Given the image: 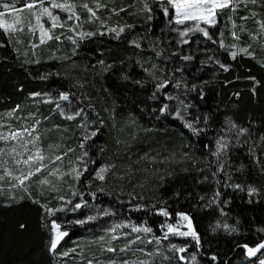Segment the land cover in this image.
I'll use <instances>...</instances> for the list:
<instances>
[{"label":"trees","instance_id":"obj_1","mask_svg":"<svg viewBox=\"0 0 264 264\" xmlns=\"http://www.w3.org/2000/svg\"><path fill=\"white\" fill-rule=\"evenodd\" d=\"M161 2L64 0L71 19H48L53 38L41 43L37 17L51 0H0V21L18 13L21 30L0 28V133L34 129L28 140L44 157L20 184L4 170L27 174L16 163L27 156L0 138V264L264 260L243 249L264 242V0L219 10L215 25L200 24L208 37L188 31L192 21L177 25ZM182 214L199 243L180 234ZM53 224L67 233L54 252Z\"/></svg>","mask_w":264,"mask_h":264},{"label":"snow or ice","instance_id":"obj_2","mask_svg":"<svg viewBox=\"0 0 264 264\" xmlns=\"http://www.w3.org/2000/svg\"><path fill=\"white\" fill-rule=\"evenodd\" d=\"M155 2V0H154ZM236 2H239V0H166V5L161 2V6L163 8V12L165 16H169L170 14V9L174 10V12L172 13L173 16V21L177 24V25H182L185 22L188 21H192L194 22V27L191 29H188V31H193V30H198L200 32H202L204 34L205 37L209 36L208 31L205 28H201L200 24L203 23L205 25H214L216 23V17L220 14L218 12L219 10H223L225 8H229L230 10H235V6H236ZM243 2H250V3H257V0H243ZM41 5L43 4V0H40ZM34 4H28L27 7L28 8H32L34 7ZM51 8H60L61 10L64 11H69L70 7L69 5L66 4H62V3H57L56 0H51ZM5 8L8 7V5H4ZM85 8H88V6L85 4L84 5ZM146 9L148 11H150V7L146 4L145 5ZM88 11L94 16L95 12L92 9H88ZM41 14H46L52 21V25L53 27H55L57 25V21L59 20V17L53 15V13L50 11V9L48 7H42V11ZM3 13H0V16H2ZM69 19H71V15L69 16ZM78 19V18H77ZM243 19H247V17H244ZM172 22V21H170ZM37 23H39V17H37ZM262 28H264V24L261 25ZM0 28H3L5 32L9 31L12 28V25H5V23L3 21H0ZM41 31L44 35H47V32L43 29V27L41 28ZM109 31L111 32H115L116 36L118 37L120 32L123 31V29H120L119 31H117L116 29H109ZM88 35H92L91 33H89ZM181 35H187V31H184L181 33ZM84 34L81 33V37H83ZM233 36L235 37V33H233ZM49 39H52V36H48ZM210 38V37H209ZM56 39H59V37H56ZM75 43V41H74ZM185 43H187V41H185ZM138 46V45H137ZM241 51H247L246 49H241ZM232 57L235 58V56L237 55L236 52H232L231 53ZM183 59L188 60L191 59V57H184ZM101 64H103V61L100 62ZM110 67V66H109ZM127 78V77H125ZM136 83H139V81H137ZM166 87V83H162L160 85H158V88H163ZM176 87H179V84L176 85ZM61 99L67 100L68 96L67 95H62ZM169 99H172V97H169ZM181 103H183L181 101ZM168 108V105H164V107L161 109V112L163 113L164 111H166ZM12 113H9V115H11ZM177 116H179V112L176 113ZM69 120L73 119V116H68L67 117ZM186 126L189 129H192L194 132H197L199 130L197 129H193V125L191 123H186ZM25 132H27L28 135H31V131L25 129ZM245 132H247L246 129H241L240 130V134H244ZM23 135V133L17 131V132H11L9 136H4L2 133H0V138L4 139L5 141H7L8 139H13L16 140L18 138H21ZM92 135H96L95 132L92 133ZM36 139H39V137H36ZM262 139H264V137H262ZM34 143V141H33ZM217 155H219L220 151L224 150L226 148V144L222 143V142H218L217 144ZM11 151L15 152V149H12ZM4 155V149H0V156ZM44 157L41 155L40 151L37 149V151L32 154L29 155L27 157V159L24 160H17L16 163L20 164L23 163L25 165H29L31 162L37 161V160H43ZM56 159H60V157H57ZM41 170V168L39 166H37L34 171L33 170H29L27 172V174H22L21 176H15L14 172L8 170L7 168L4 170L6 175H8L9 177H12L16 180L19 181L20 184L24 183V180L28 179L29 177H31L32 175H34L35 173H38ZM58 169L55 171H52L50 174L51 175H56ZM73 172H76V179H79V176L81 175V173L79 171H77L76 169L72 170ZM104 171H106V169H101V173H103ZM101 173H97V178L103 180L104 176ZM0 179H3L2 176H0ZM40 183L42 184H47L48 181L46 179L41 180ZM236 187H239V185H236ZM256 190L255 189H249V195H252ZM36 203H38V201H34ZM43 207V206H42ZM76 208L81 207L80 204L75 205ZM48 211H52V210H48ZM161 214L167 216L168 213L164 210H161ZM181 218L185 221H188V227H189V232H184V233H180L181 235H189L191 234L196 240L197 243H199V238L196 235V233L192 230L191 228V221L189 219V217L187 215H181ZM94 219V218H93ZM80 223H83V221H80ZM126 226V225H125ZM58 225L53 224V229L57 230V235L56 238L54 240H52L51 245H50V251H55L57 244L59 243V240L63 237L66 236L67 233L66 232H59L58 231ZM121 225H116L114 226L112 229H110V231L115 232L117 228H120ZM227 228V226H225ZM132 232H150L151 229L149 228H139V227H132L131 229ZM168 231L172 232L174 231L173 227L171 225L168 226ZM119 237L116 235H113L111 237L112 240L118 239ZM136 239H139V237H137ZM136 239L132 240L129 242V245L127 248H121L120 251L121 252H126L128 250V248H130L132 243L136 242ZM100 240H104V237H100ZM261 248H264V243L260 244L257 248L253 249V248H249L248 249V254L249 255H255L256 252H258ZM104 251L109 252V253H115L116 252V248L114 247H106L104 249ZM179 251H184V249H180ZM213 259H215V257H213ZM89 264H92V261H89ZM97 264H118V261L115 259H109L107 261H98ZM119 264H135V262L129 261V260H121L119 261ZM141 264H144V262H141ZM260 264H264V260H261Z\"/></svg>","mask_w":264,"mask_h":264},{"label":"rangeland","instance_id":"obj_3","mask_svg":"<svg viewBox=\"0 0 264 264\" xmlns=\"http://www.w3.org/2000/svg\"><path fill=\"white\" fill-rule=\"evenodd\" d=\"M160 1H166V0H160ZM57 3H64V0H58V1H56ZM51 5V4H50ZM50 5H47V6H45V7H48L49 9H50V11L53 13V15H55V16H57V17H59V20L57 21V24L59 25V24H62V23H64L66 20H69V17H65L64 15L66 14L63 10H61L60 8H51V6ZM42 11V10H41ZM61 11H63V13H60ZM218 11H219V9H218ZM20 14H18V13H15V14H13L12 15V20L10 21V24L9 25H12V28L9 30V32H12V33H16L17 31H21L20 29H19V27H18V23H19V20H18V17H20L19 16ZM48 19H49V21H50V23H52V21H51V19L46 15V14H43V15H41L40 17H39V23H37V28L36 29H38V31L40 32V38H41V43H43L45 40H48L49 38H48V36H50V33H49V30H47L46 28H45V24H47V21H48ZM188 22H190V21H188ZM186 23V22H185ZM216 23H217V17H216ZM215 23V24H216ZM201 24H203V23H201ZM214 24V25H215ZM51 25V24H50ZM210 26V25H209ZM212 26V25H211ZM43 27V29L47 32V35H44L43 33H42V31H41V28ZM63 115H66V113L65 112H63ZM29 131H31V134H33L34 133V129L32 130V129H28ZM17 132V131H16ZM19 132H21V133H23V135H22V137L21 138H18V139H16V140H13V139H9L11 142H12V148L14 147V149H15V152L17 151L20 155H24V153H25V155L28 157L29 155H32V154H34L36 151H37V149H35V150H33V146H31L30 144V141L28 140L29 139V136L30 135H28L27 134V132H25V130L24 131H19ZM5 134V136H9L10 135V133L9 132H6V133H4ZM39 150V149H38ZM41 163V164H40ZM35 165L36 166H39L41 169H42V160H37V161H34V162H31L29 165H27L26 167L27 168H30V169H32V168H34L35 167ZM134 233H137V232H134ZM138 233H143V231H141V232H138ZM142 239H144V238H142Z\"/></svg>","mask_w":264,"mask_h":264},{"label":"water","instance_id":"obj_4","mask_svg":"<svg viewBox=\"0 0 264 264\" xmlns=\"http://www.w3.org/2000/svg\"><path fill=\"white\" fill-rule=\"evenodd\" d=\"M262 243H264V242H262ZM262 243H261V244H262ZM259 245H260V244H259ZM259 245H258V246H259ZM258 246L254 247L253 249L257 248ZM243 249L246 251L247 255H248L249 257H251V258H256V257L260 256V255L264 252V248H261L258 252H256L255 255H249V254H248V249H249V247H243Z\"/></svg>","mask_w":264,"mask_h":264}]
</instances>
